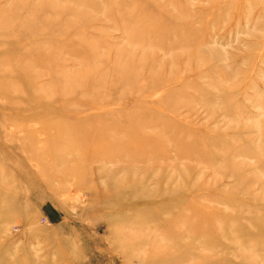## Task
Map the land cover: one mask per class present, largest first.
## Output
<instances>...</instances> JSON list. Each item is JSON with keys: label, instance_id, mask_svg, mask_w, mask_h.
Listing matches in <instances>:
<instances>
[{"label": "rangeland", "instance_id": "rangeland-1", "mask_svg": "<svg viewBox=\"0 0 264 264\" xmlns=\"http://www.w3.org/2000/svg\"><path fill=\"white\" fill-rule=\"evenodd\" d=\"M0 264H264V0H0Z\"/></svg>", "mask_w": 264, "mask_h": 264}, {"label": "bare ground", "instance_id": "bare-ground-1", "mask_svg": "<svg viewBox=\"0 0 264 264\" xmlns=\"http://www.w3.org/2000/svg\"><path fill=\"white\" fill-rule=\"evenodd\" d=\"M20 20H21V19H20ZM21 21H22V20H21ZM125 77H127V76H124V78H125ZM75 79H77V77H76ZM75 79H74V80H75ZM74 82H75V81H74ZM97 82H98V81H97ZM63 98H64V97H63Z\"/></svg>", "mask_w": 264, "mask_h": 264}]
</instances>
